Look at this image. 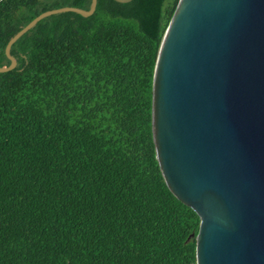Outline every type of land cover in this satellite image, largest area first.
<instances>
[{"label":"trees","instance_id":"16d2710c","mask_svg":"<svg viewBox=\"0 0 264 264\" xmlns=\"http://www.w3.org/2000/svg\"><path fill=\"white\" fill-rule=\"evenodd\" d=\"M180 0H98L41 20L0 72V264H197L200 218L168 187L152 130L159 48ZM92 0H1L9 41Z\"/></svg>","mask_w":264,"mask_h":264},{"label":"water","instance_id":"95a60500","mask_svg":"<svg viewBox=\"0 0 264 264\" xmlns=\"http://www.w3.org/2000/svg\"><path fill=\"white\" fill-rule=\"evenodd\" d=\"M89 10L46 11L41 20ZM129 3L132 0H114ZM157 159L173 194L199 216L197 264H264V0H180L153 79Z\"/></svg>","mask_w":264,"mask_h":264},{"label":"built area","instance_id":"2783aa9c","mask_svg":"<svg viewBox=\"0 0 264 264\" xmlns=\"http://www.w3.org/2000/svg\"><path fill=\"white\" fill-rule=\"evenodd\" d=\"M1 1V0H0Z\"/></svg>","mask_w":264,"mask_h":264}]
</instances>
